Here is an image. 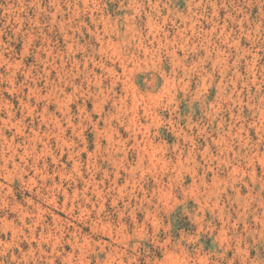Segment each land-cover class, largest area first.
<instances>
[{
	"label": "rangeland",
	"instance_id": "374dc122",
	"mask_svg": "<svg viewBox=\"0 0 264 264\" xmlns=\"http://www.w3.org/2000/svg\"><path fill=\"white\" fill-rule=\"evenodd\" d=\"M0 264H264V0H0Z\"/></svg>",
	"mask_w": 264,
	"mask_h": 264
},
{
	"label": "bare ground",
	"instance_id": "6f19581e",
	"mask_svg": "<svg viewBox=\"0 0 264 264\" xmlns=\"http://www.w3.org/2000/svg\"><path fill=\"white\" fill-rule=\"evenodd\" d=\"M121 190V189H120Z\"/></svg>",
	"mask_w": 264,
	"mask_h": 264
}]
</instances>
